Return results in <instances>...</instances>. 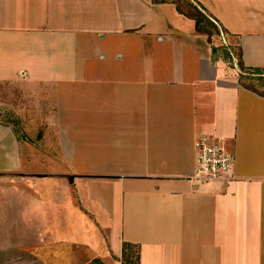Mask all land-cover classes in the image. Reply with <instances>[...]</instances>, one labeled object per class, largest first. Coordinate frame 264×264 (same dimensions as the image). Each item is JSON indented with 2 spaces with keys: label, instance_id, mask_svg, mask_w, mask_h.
Wrapping results in <instances>:
<instances>
[{
  "label": "crops",
  "instance_id": "crops-1",
  "mask_svg": "<svg viewBox=\"0 0 264 264\" xmlns=\"http://www.w3.org/2000/svg\"><path fill=\"white\" fill-rule=\"evenodd\" d=\"M196 2L228 45L172 2L0 0V85L43 126L0 121V264H122L126 242L140 264H264V95L238 59L264 69V0ZM202 135L232 179L195 180Z\"/></svg>",
  "mask_w": 264,
  "mask_h": 264
},
{
  "label": "rangeland",
  "instance_id": "rangeland-1",
  "mask_svg": "<svg viewBox=\"0 0 264 264\" xmlns=\"http://www.w3.org/2000/svg\"><path fill=\"white\" fill-rule=\"evenodd\" d=\"M213 30V29H212ZM215 40L216 42H219L221 44L228 45V39L225 38V36L222 34L216 35ZM213 36V37H214ZM236 54L238 53L237 51L235 52ZM235 55V54H234ZM246 78H244V82L247 84H254L259 90L264 92V85H262L263 81L260 80V73L256 72L255 70H244ZM27 92H24L22 87L16 86L15 88L9 87V86H4L0 85V121H5L11 123L16 122V121H21L19 124L15 123L14 126L23 135H26L30 138H35L38 135V132L41 128V131L43 129L42 127L39 126H30L28 129V124L25 125L26 122L30 121L32 124L35 120H40L39 116L40 114L38 113L39 110L36 109L35 105V100L34 96H28ZM30 97V98H29ZM15 100V102H14ZM24 114L20 117L18 114L21 115V113ZM23 121V122H22ZM34 128V129H33ZM33 129V130H30ZM136 252V251H135ZM135 252H133V257H131L132 260L136 258ZM133 264V263H131Z\"/></svg>",
  "mask_w": 264,
  "mask_h": 264
},
{
  "label": "built area",
  "instance_id": "built-area-1",
  "mask_svg": "<svg viewBox=\"0 0 264 264\" xmlns=\"http://www.w3.org/2000/svg\"><path fill=\"white\" fill-rule=\"evenodd\" d=\"M197 169L194 178L199 183L214 180H230L233 175L234 156L210 135H202L196 141Z\"/></svg>",
  "mask_w": 264,
  "mask_h": 264
},
{
  "label": "trees",
  "instance_id": "trees-1",
  "mask_svg": "<svg viewBox=\"0 0 264 264\" xmlns=\"http://www.w3.org/2000/svg\"><path fill=\"white\" fill-rule=\"evenodd\" d=\"M156 3H163V2H172L175 3L177 9L180 13L192 18L196 22V27L199 33H203L209 36L211 39L214 34L219 35L221 34V28L216 24V22L211 18L210 13H208L204 6L200 3L196 2V0H154ZM213 29V30H212ZM237 55H239L237 53ZM240 61L241 70L244 71L245 69L248 70H255L256 72L260 73V80H262L264 85V69L260 68H247L244 66L241 55L238 56ZM243 78H246L245 75H242ZM244 85L254 90L262 95L264 92L259 90L254 84H247L244 82ZM136 251V252H135ZM133 252H135L136 258L134 260L131 259L133 257ZM122 264H140V251L138 246L131 244V243H124L123 254H122Z\"/></svg>",
  "mask_w": 264,
  "mask_h": 264
}]
</instances>
